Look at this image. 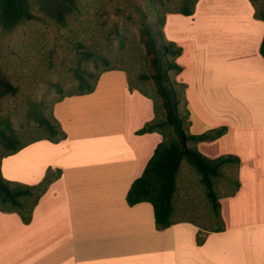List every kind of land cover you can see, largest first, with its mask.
<instances>
[{"label":"crops","instance_id":"1","mask_svg":"<svg viewBox=\"0 0 264 264\" xmlns=\"http://www.w3.org/2000/svg\"><path fill=\"white\" fill-rule=\"evenodd\" d=\"M162 32L182 49L175 80L184 85L188 133L226 128L189 147L208 159L240 161L238 190L219 199L224 231L198 246L200 225L180 219L174 200L177 223L165 230L156 228L149 203L127 204L162 137L136 134L153 120V102L112 69L92 93L54 103L64 140L34 141L1 160L12 183L37 185L49 170L61 175L28 224L0 211V264H264V23L249 0H197L190 16L166 13Z\"/></svg>","mask_w":264,"mask_h":264},{"label":"trees","instance_id":"2","mask_svg":"<svg viewBox=\"0 0 264 264\" xmlns=\"http://www.w3.org/2000/svg\"><path fill=\"white\" fill-rule=\"evenodd\" d=\"M116 0V11L124 15L127 22L136 25L140 35V41L144 47L145 56L148 58L150 76H141L144 80H152L155 92L160 99L158 105L155 98L132 84L128 79L129 89H136L139 93L153 102L154 118L146 123L137 135L146 133H158L162 141L155 148L153 155L147 162L142 174L133 181L126 194V202L134 206L141 202L149 203L153 209L154 223L158 230H165L177 223L174 220L173 197L176 192V176L182 161L187 162L200 176V183L204 188L205 196L210 204L215 225L213 229L198 226L196 244L202 245L208 233L224 231V224L220 217L219 198L213 188V180L225 177L233 185L234 195L239 188L236 172L240 163L235 156L226 155L216 159H208L189 144L215 140L226 133L225 127H220L200 135H190L189 112L186 108L184 97V85L178 84L175 77L181 72V67L176 63L182 49L165 39L162 28L165 15L168 12L179 13L184 16L193 14L197 0H180L178 9L166 11L168 0ZM254 9V18L264 23V5L260 0H249ZM157 3L159 8L151 11V6ZM122 5H128L126 8ZM78 9L77 0H0V27L5 31H11L20 25L32 20L42 18L52 21L59 27H66L68 20ZM37 13V14H36ZM79 47H83L81 44ZM259 54L264 59V35L259 48ZM77 66L74 69V77L78 84L75 92L61 95L54 101L56 103L66 96L86 95L94 91L97 79L101 73L115 69L110 67L101 70L96 75L80 68L82 62H88L91 57L104 61L101 54L95 52H80ZM92 58V61L94 59ZM92 78V83L87 78ZM181 87L178 93L175 87ZM18 89L0 73V99L12 97ZM53 103V105H54ZM52 105V106H53ZM182 105V109L180 108ZM163 112L160 113V110ZM39 125L44 129L41 137L26 142L17 140L14 130L5 121L0 122V163L7 156L17 153L26 145L38 141L47 140L51 143H59L66 138L58 122L52 117L37 116ZM231 168L234 178L225 174V170ZM60 171L46 172L43 180L34 186L6 181L0 172V211L3 213H16L24 224H28L31 214L40 197L46 192L48 186L58 179Z\"/></svg>","mask_w":264,"mask_h":264},{"label":"rangeland","instance_id":"3","mask_svg":"<svg viewBox=\"0 0 264 264\" xmlns=\"http://www.w3.org/2000/svg\"><path fill=\"white\" fill-rule=\"evenodd\" d=\"M116 3V0H77L78 9L66 27L42 16L11 31L0 27V73L18 89L14 96L0 99V122L11 126L19 142L41 137L44 129L37 116L50 120L54 101L76 91L78 81L73 72L80 52L86 50L101 54L104 61L91 57L80 68L93 75L110 67L122 70L132 84L160 104L152 80L141 78L150 76V70L138 28L126 21L128 9L122 16L117 13ZM137 3L142 4V0ZM179 4L180 0H168L166 11L178 9ZM259 4L264 5V0ZM150 8L154 12L159 5L154 3ZM87 79L93 82L92 78ZM175 89L178 93L182 91L179 86ZM225 174L234 178L231 168ZM213 188L219 199L233 192V185L225 177L215 178ZM173 200L180 219H194L206 229L216 227L200 176L185 161L178 171Z\"/></svg>","mask_w":264,"mask_h":264}]
</instances>
